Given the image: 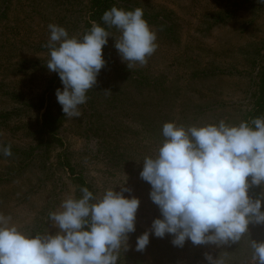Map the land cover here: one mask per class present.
<instances>
[{
    "label": "rangeland",
    "instance_id": "1",
    "mask_svg": "<svg viewBox=\"0 0 264 264\" xmlns=\"http://www.w3.org/2000/svg\"><path fill=\"white\" fill-rule=\"evenodd\" d=\"M115 4L126 11L143 9L157 34L156 51L146 65L129 69L114 47L119 31L107 29L113 37L103 48L106 64L97 84L86 93L82 116H65L55 141L40 132L37 109L52 80L63 88L46 66L48 25L82 37L89 0H0V10L7 9L0 21V144L12 152L0 154V214L11 216L22 232L54 234L49 213L69 196L79 198L81 181L95 196L123 186L131 189L125 196L137 197L140 205L136 231L129 234L127 250H119L118 264H207L206 252L220 255L225 264H252L250 241L264 242V224H250L239 242L221 247L190 241L175 247L170 235H150L147 247L136 251V239L160 218L140 172L144 158L158 154L163 125L221 120L238 125L256 110L264 71V5L258 0ZM250 190L264 201V185Z\"/></svg>",
    "mask_w": 264,
    "mask_h": 264
},
{
    "label": "clouds",
    "instance_id": "2",
    "mask_svg": "<svg viewBox=\"0 0 264 264\" xmlns=\"http://www.w3.org/2000/svg\"><path fill=\"white\" fill-rule=\"evenodd\" d=\"M264 5V0H258ZM81 36L49 24L47 44L50 72L58 74L62 90L57 102L69 118H80L86 93L97 84L106 61L103 48L112 36L120 35L114 47L129 69L144 66L157 48V34L144 19L141 8L106 10ZM111 93L106 91L105 94ZM163 142L158 154L145 157L140 177L150 184V199L160 218L136 239V251H143L150 235L173 237L175 247L187 241L193 245L221 247L237 243L250 224H264L261 199H253L249 189L264 185V118L251 122L185 127L174 122L162 127ZM0 154L12 155L11 146L0 144ZM250 177V179H249ZM79 198L69 196L49 221L57 231L30 234L0 214V264H118L119 250H127L130 233L136 231L140 200L125 196L131 189L121 186L95 196L87 187ZM252 264H264V242L250 241ZM207 264H225L220 255L205 253Z\"/></svg>",
    "mask_w": 264,
    "mask_h": 264
},
{
    "label": "trees",
    "instance_id": "3",
    "mask_svg": "<svg viewBox=\"0 0 264 264\" xmlns=\"http://www.w3.org/2000/svg\"><path fill=\"white\" fill-rule=\"evenodd\" d=\"M4 2L5 1L1 2V6L4 5ZM113 6L116 7L115 0H89L88 18L84 26L85 32L91 28L93 22H96L101 26H104L101 17L106 10H110L111 7ZM6 11H7L6 8L0 10V21H1V17L5 16ZM53 82L54 80H52L49 83L48 87L40 96L37 104V109L42 112L40 118V132L48 135L50 139L57 141L58 130L63 120L65 119V114L62 112V108L60 104L57 102V98L55 95L56 90L59 88V86L57 88V85L56 84L54 85ZM263 114H264V71L262 72V78L259 84V99L256 105V110H254V112L252 113H249L243 122H251L255 118H260ZM80 186L87 187L89 189V187L82 181ZM252 191L249 189L252 198L260 199L259 194Z\"/></svg>",
    "mask_w": 264,
    "mask_h": 264
}]
</instances>
